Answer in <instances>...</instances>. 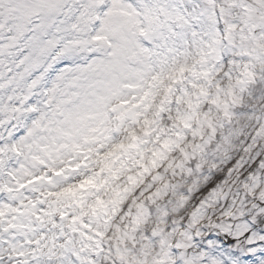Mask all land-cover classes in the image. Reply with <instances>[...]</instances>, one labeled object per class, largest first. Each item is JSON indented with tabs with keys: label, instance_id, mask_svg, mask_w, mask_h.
<instances>
[{
	"label": "snow or ice",
	"instance_id": "1",
	"mask_svg": "<svg viewBox=\"0 0 264 264\" xmlns=\"http://www.w3.org/2000/svg\"><path fill=\"white\" fill-rule=\"evenodd\" d=\"M0 264H264V0H0Z\"/></svg>",
	"mask_w": 264,
	"mask_h": 264
}]
</instances>
